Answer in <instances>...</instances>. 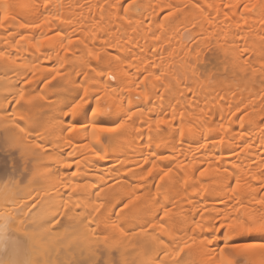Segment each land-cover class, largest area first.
Masks as SVG:
<instances>
[{
  "label": "bare ground",
  "instance_id": "1",
  "mask_svg": "<svg viewBox=\"0 0 264 264\" xmlns=\"http://www.w3.org/2000/svg\"><path fill=\"white\" fill-rule=\"evenodd\" d=\"M51 2L62 6L59 9L62 18H70V23L65 24L69 32L74 27L82 37H91V42L86 41L89 47L94 42L102 56L110 53L105 57L106 64L120 62L121 71L113 72L116 82L106 78L105 82L95 81L104 90L101 105L106 104L110 111L117 113L123 111V101L133 95L123 89L139 77L141 86L147 85L148 99L133 98L134 108L138 106L149 115L171 114L173 109L177 114L184 112L188 120L206 124V132L212 129L210 135L222 123L224 143L201 149L200 136L186 132L185 142L176 149L180 151L177 162L170 159L158 162V167L173 169L168 181L170 186L159 193L166 197L164 203L173 205L175 223L169 229L171 235H165L159 229L152 232L150 228L146 231L137 226L151 219L160 207L155 198L162 182L153 178L155 173L143 182L133 173L140 172L137 164L148 156L149 144L158 154L169 155L173 149L167 139L152 138L155 134L137 122L117 143L106 145V159L98 161L81 137L69 147L57 131L36 137L25 129L28 134L21 135L19 143L25 170L0 165V216L10 218L6 230L0 233V260L32 258L45 264H81L95 257L113 264H156L163 247L161 236L165 243L172 237L187 239L184 235L187 228L200 223V229L188 234L195 241H188L191 244L186 249L189 264H216V254L225 237L229 243L253 245L237 256L238 260H244L245 264H264V249L260 247L264 234L245 235L242 230L232 234L236 229L228 227L241 222L238 217L245 209H258L257 201L264 198V10L245 13L239 5L249 0H137L140 11L129 13L135 19L133 31L122 19L117 0ZM44 3L45 0H0V4L11 5L7 27L12 31V35H7L0 28V51L11 55L15 48L19 49L11 59L0 60V133L11 126L10 117L17 113L18 106L7 103L5 97L11 100L21 79L35 72L32 84L25 86L26 91L35 90L33 95L47 93L49 105L58 106L73 95L72 81L77 79L73 73L83 70L62 52L59 57L49 52L52 60L36 61V55L48 48L47 44L43 45L40 53H35L32 37L41 30H25L17 25L39 22L47 13ZM225 4L233 7L225 8ZM168 12L171 15L163 19ZM179 16L182 19L175 21ZM187 31L190 38L185 34ZM22 32L26 33V39L10 48L13 37L18 39ZM105 43L110 46L101 48ZM212 43L217 53L212 54V61H207V50ZM51 63L63 75L43 88L39 81L49 71H55L56 66ZM33 64L38 66L34 68ZM156 75L161 79L156 80ZM237 104L242 109L247 105L245 115L233 111ZM150 109L155 111L149 112ZM45 112L58 114V107L36 108L31 115L38 118ZM189 127L192 125L186 121L185 129ZM68 151H73V158L78 159V180L83 183L79 194H73L64 208L68 200V189L64 187ZM2 159L6 158L0 156ZM204 169L207 171L201 176L200 171ZM236 178L242 184L237 196L243 206L233 210L229 185ZM98 184L105 188L95 197L92 193ZM134 190L140 197L130 206L134 216L125 215L128 209L113 215ZM221 200L229 206L226 208ZM97 205L100 211L93 212ZM57 213L59 223L49 224ZM4 223L0 220V225ZM117 224L124 226L123 233L114 227ZM210 238L211 243H206Z\"/></svg>",
  "mask_w": 264,
  "mask_h": 264
},
{
  "label": "snow or ice",
  "instance_id": "2",
  "mask_svg": "<svg viewBox=\"0 0 264 264\" xmlns=\"http://www.w3.org/2000/svg\"><path fill=\"white\" fill-rule=\"evenodd\" d=\"M117 5L122 13V19L127 21L128 26L132 27L133 31H135V19L134 17H130L129 13L139 12L141 5L137 3V0H123V2L117 0ZM117 5H109V7H116ZM10 7L11 5L9 4H0V28H3L7 35H12V31L7 27V22L9 21L8 9ZM44 7L47 13L39 22H25L17 25V27L25 30H41L34 33L32 37L35 53L39 54L41 46L43 45L47 44L48 48L45 49L43 54L36 55V61L52 60L53 57L48 55L49 52L54 53L57 57H59L62 52L66 59L76 62L83 70L73 73V75L77 77V79L72 81L73 86L71 90L73 95L62 105H49L47 93L33 95L31 93L35 90L26 91L25 86L32 84V77L35 76V72L29 73L28 76L20 80L17 85V91L15 95L12 96L11 100L5 97L7 103L18 106V114L13 113L10 117L11 126L7 127L3 133H0V156L6 158L0 160V165H10L13 170H20L21 172L25 170L26 162L19 149L20 136H26L28 134L25 132V129H29L30 132L35 133L36 137H42L46 132L51 134V132L57 131L61 134V138L68 143L69 147H71L72 141L76 140L77 137H81L82 142H86L90 145L91 152L94 154L96 160L103 161L106 159L105 152L107 149L105 146H111L117 143L122 137L127 135L132 125L140 122L141 128L146 129L149 133L155 134L152 138L167 139L173 149L169 155L165 156L164 154H158L155 148L149 144L148 147L151 150L148 156L143 158L142 163L137 164L140 172L138 174L133 173L141 182L147 180L149 177H153L155 173L153 178L162 182L159 188H157L159 194L162 189H166L170 186L168 181L172 177L173 169L170 166L158 167V162H163L166 159H170L174 163L177 162V152L175 150L185 142L186 132L188 135L195 136L198 134L200 136L198 145L201 149H209L210 146H218L224 143L222 123L215 129V134L210 135L209 133L213 131L212 129H208L206 132V124L188 120L184 112L177 114L175 109H173L171 114L161 112L155 115H149V113L142 111L138 106L134 108L132 105L133 98L137 100L141 98L148 99L146 95L147 85L142 87V81L139 77H137L131 85L123 89L125 93L133 94L129 95L127 99L123 101V111L117 113L110 111L106 104L101 105L104 90L101 89L100 83L95 81L105 82L106 78L109 82H116L117 77L113 75V72L121 71L119 67L120 62H109L106 64L105 57L110 56V53L105 52L102 56L101 51L94 42H92V46L89 47V43H86V41L91 42V37H82L74 27L71 32H69L68 29L65 28V24L70 23V18H62V14L59 11L62 7L61 5L52 3L51 0H45ZM167 7L172 8L173 6L168 5ZM224 7L231 9L233 5L225 4ZM239 7L243 8L245 13L257 9L264 10V0H249L248 3L239 5ZM161 11L163 12L164 9L161 8ZM169 15H171V12L166 13L163 19H166ZM225 18H227L226 14ZM241 19H243V13L241 14ZM243 23L246 24L247 21L243 20ZM162 26L163 25H161V27ZM45 28L46 31L44 30ZM25 39L26 33H19L18 39L17 37H13V44L9 45V47L13 48L19 41ZM5 43L7 44V41H5ZM109 46V43H105L101 45V48L107 49ZM18 51L19 49L15 48L11 55L7 54L5 51H0V60L11 59ZM243 59L244 62L247 63V56ZM13 63H15L14 60ZM57 64H59L58 61ZM37 66L38 64H33L34 68ZM239 70L246 71L244 68H240ZM62 75L60 71H49L48 74L39 81V86L48 88V86L52 84V81L57 80V77ZM124 75L126 76L127 73L125 72ZM147 79L148 76L145 75L144 80ZM155 79L160 80L161 76L156 75ZM90 81H92L91 84ZM52 87L55 88L57 85H52ZM117 87H119V84H117ZM113 92L115 94V89ZM0 107H2V105H0ZM45 107H58V114L45 112L38 118H34L33 115H31L34 109H43ZM246 108L247 105H244L242 109L241 105L237 104L233 111L240 112L243 116L246 114L244 111ZM154 111V109L149 110V112ZM221 119L223 120V117ZM237 119H239V117H237ZM186 121L189 125H192V127L187 128V130L185 129ZM72 133H75V136H73ZM217 137L219 138L217 139ZM38 147L42 148V145H38ZM232 154L235 155L236 153L233 152ZM65 156L69 158L64 162V168L67 172L64 187L68 189L66 192L68 200L64 202L63 207L67 208L72 195L79 194L83 181L78 180L80 176V167L78 159L73 158L74 152L68 151L65 153ZM180 167L183 168L185 166L180 165ZM205 171L207 170H201L200 175L203 176ZM142 186V184L137 185V188ZM104 188L105 185H96L92 195L99 197L100 194L104 192ZM241 188L242 184L238 178L234 179L232 184L229 185V190L232 193L229 200L233 201V210L243 206L242 201L239 200L237 196L238 190ZM139 199L140 197L135 194L134 190L127 200L117 206L116 212H114L113 215L128 209L129 211L125 213V215L134 216V209L130 206L134 205ZM165 199L166 197L159 194L155 198L156 204L160 205L158 210L155 211L151 219L146 220L144 224H137V226L144 228L146 231L150 228L152 232H156L157 229H159L165 233V235H171L169 229L172 228L175 223L172 212L173 205L164 203ZM221 203H224L226 208L229 206L228 203L223 200H221ZM257 203L260 206L258 209L253 211L245 209L240 213L238 219L241 222L239 224L228 225L229 228L234 227L236 229V232L232 234H237L240 230H242L245 235L255 232L264 234V198L257 201ZM99 211V205L94 207L93 212ZM58 216L59 214L57 213L48 223H59ZM9 219V217L0 216V220H4L5 222L3 225H0V233L6 230ZM138 219H144V217H139ZM114 227L118 228L121 233L124 232V226L117 224L114 225ZM221 227H223V225H221ZM200 228V223H195L194 227H188L187 232L184 233L187 239L172 237V239L165 243L164 236H161L160 244L163 247L157 257L156 264H189V261L186 259V249L191 248V244L188 241L193 240V237L188 234L194 233ZM93 231H95V226H93ZM221 235L223 236V233H221ZM212 236L214 237L215 233H213ZM194 242L193 240V243ZM206 243H211V238L206 241ZM19 246L20 242H17V247ZM251 247H253V245H241L236 242L229 243L228 239L225 237L222 241V247L216 254V264H245L244 260H238L237 256L242 255L243 252ZM260 247L264 249V243H262ZM0 264H45V262L32 258L20 261L3 259L0 260ZM61 264H63V262H61ZM81 264H113V262L97 260L95 257H92L82 261Z\"/></svg>",
  "mask_w": 264,
  "mask_h": 264
},
{
  "label": "rangeland",
  "instance_id": "3",
  "mask_svg": "<svg viewBox=\"0 0 264 264\" xmlns=\"http://www.w3.org/2000/svg\"><path fill=\"white\" fill-rule=\"evenodd\" d=\"M180 18H181V17L179 16L178 18L175 19V21H177V19L180 20ZM181 19H182V18H181ZM187 32H188V31H187ZM185 34H186V36H188V35H189V32H188V33L185 32ZM188 37H189V36H188ZM189 38H190V37H189ZM213 44H214V43H212V44H211L212 46H210V47H209V50H207V51H208V52H207L208 54H206V55H208V59H207V61H212V60L214 59V56H215L216 53H217V49H216L215 45H213ZM210 48H211V49H210ZM212 49H213V50H212ZM202 50H203V49H202ZM210 50H211L213 53H212ZM209 51H210L211 53H210ZM214 51H215V53H214ZM203 52H205V50H203ZM212 54H213L214 56H213ZM209 57H210V58H209ZM212 57H213V58H212ZM211 58H212V59H211ZM62 64H63V63H62ZM62 64H61V65H62ZM51 65L56 66V67H55V71L58 70L56 64L51 63ZM62 66H63V65H62ZM62 66H59V67H62ZM79 67H80V66L78 65L77 68H79ZM53 70H54V69H53ZM64 70H65V69H64ZM61 71H63V70H61ZM175 151L177 152V155H178V153L180 154V151H178V150H175ZM171 152H172V151H171Z\"/></svg>",
  "mask_w": 264,
  "mask_h": 264
}]
</instances>
